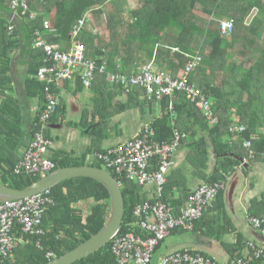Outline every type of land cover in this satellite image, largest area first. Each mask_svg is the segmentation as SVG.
Wrapping results in <instances>:
<instances>
[{
  "label": "trees",
  "instance_id": "1",
  "mask_svg": "<svg viewBox=\"0 0 264 264\" xmlns=\"http://www.w3.org/2000/svg\"><path fill=\"white\" fill-rule=\"evenodd\" d=\"M11 1L14 15L23 19L19 20L20 26L28 29L25 37L28 44L38 32L46 43H62L68 40L73 24L83 19L77 40L85 45L87 56L106 60L108 71L131 74L141 66L149 65L154 70L177 77L186 55L199 53L201 62L188 81L208 100L217 117L216 123L209 122L205 111L196 107L182 90H175L172 95L159 100L147 101L144 90L133 87L126 93V107L141 105V101L159 102L162 113L149 122L155 130V139L167 141L174 129L184 133L178 148H186V159L194 173H202L205 168L209 142L216 155L211 172L216 175L210 182L220 181L237 167L242 168L244 158H249V162L264 163V133L258 127L264 128V0H140V6L129 12L131 20L122 17L128 0H28L25 9L21 4L18 8L12 7ZM52 8L55 13L51 31L44 27L43 19ZM253 11L254 14L251 13ZM221 20L232 21L230 34L220 33ZM40 54L43 56L42 52ZM108 86L104 76L99 75V90L105 91ZM169 102L172 109L168 107ZM102 104L100 102L97 108ZM96 118L98 122H95ZM105 118L93 111L92 120L81 123L82 128L90 127L93 143L107 136L108 127L102 126ZM236 123L244 125L245 131H229V127ZM255 134L257 136L253 137ZM244 140H251L252 148H245ZM104 150L90 151L89 148L78 158L59 151L52 155L51 160L55 169L70 165L100 167L101 161L97 156L94 157L96 161H87L84 157L92 152L104 153ZM16 162L8 160V157L0 158V183L23 188L41 177L37 173L14 174L12 170ZM169 173H181V170L173 169ZM114 177L120 180L117 175ZM123 181L124 215L120 231L133 219L137 204L149 199L141 186ZM172 185L169 176L162 200L178 213L189 195L185 193L174 199L173 188L177 185ZM48 195L54 203L46 208L43 216L45 235L40 237L41 247L37 245L38 237L21 234L23 241L7 257L0 258V264H44L51 259L46 257L47 251H53L52 258L61 256L104 226L110 197L101 182L89 177L71 178L51 187ZM82 200L85 203L93 201L86 214L84 208L77 206V202ZM244 246L246 253L242 251ZM234 247V256H246L252 264H264V258L253 257L247 242L238 239ZM73 264H116L111 241Z\"/></svg>",
  "mask_w": 264,
  "mask_h": 264
},
{
  "label": "built area",
  "instance_id": "2",
  "mask_svg": "<svg viewBox=\"0 0 264 264\" xmlns=\"http://www.w3.org/2000/svg\"><path fill=\"white\" fill-rule=\"evenodd\" d=\"M28 0H12V7L18 8L21 4L24 9ZM43 25L48 30H53L50 22L43 19ZM84 20L78 19L72 26L70 37L75 38L83 27ZM233 23L231 20H223L220 24L222 35L230 34ZM11 28V27H10ZM33 47H41L43 62L37 71V76L45 80L44 107L36 115L33 125L35 131L23 156L14 165V174H40L44 175L54 168L53 161L47 156L51 146V139L46 136L47 121L56 111L58 100L51 91L50 85H59L64 80H70L79 76L82 85L90 88L97 72L106 71V62H99L87 57L85 47L77 41H73L67 50L58 44L46 43L37 33L32 42ZM186 61L180 68L177 77L154 70L149 65L141 66L136 72L129 75L121 72H107L106 79L112 85H120L125 91L133 87L144 90L146 100H159L163 96H170L175 90L185 91L188 99L196 107L203 109L209 122L216 123L217 117L210 109L208 100L190 84V74L201 62L199 53L186 55ZM169 109L172 104L169 102ZM229 131L243 132L245 126L239 123L229 127ZM155 130L149 123H145L140 130L123 143L107 147L104 153H95L102 166L112 175H117L116 180L121 186L123 180L136 183L142 188L150 189V198L137 204L133 210V219L125 224V228L119 229L110 239L111 251L116 264H151L156 247L165 240L175 228L183 230L193 229L195 222L201 217L208 201L214 197L218 185L201 184L194 189L188 197L185 205L178 213L162 200L167 174L170 171L172 157L177 151L181 139L185 136L174 129L167 141L155 139ZM243 146L252 148L251 140H244ZM249 158H244L242 164ZM48 190L32 194L25 198L0 202V258L7 257L13 248L23 241L21 234L38 237L37 245L41 247L40 237L45 235L43 228V216L46 208L53 204V199L48 195ZM83 201L77 202V206L83 208ZM84 217V216H83ZM248 222L257 229L263 238V243L247 242V248L251 249L254 258H264V212L260 215H247ZM53 251H47L46 257L52 258ZM236 264H252L248 257H236ZM157 264H219L218 261L200 251L183 248L163 255Z\"/></svg>",
  "mask_w": 264,
  "mask_h": 264
},
{
  "label": "crops",
  "instance_id": "3",
  "mask_svg": "<svg viewBox=\"0 0 264 264\" xmlns=\"http://www.w3.org/2000/svg\"><path fill=\"white\" fill-rule=\"evenodd\" d=\"M54 13L55 9L52 8L49 15L44 14L51 25ZM19 20L23 21L14 15L10 0H0V158L8 157V160L15 162L21 159L33 137V121L44 105L46 85L45 80L37 76L39 67L44 64L40 54L43 51L26 42L28 29L21 27ZM57 44L63 49L71 47L69 38ZM99 75L102 74H95L90 88L80 83L78 75L59 85H50L51 91L59 99V106L57 113L52 116L54 118L45 128V134L52 143L47 151L49 158L59 151L71 153V157L78 158L87 153L89 148L90 151L103 150L119 145L162 113L159 102L141 101V105L126 107L128 91L121 89L120 85L110 83L109 89L99 90ZM100 102L103 104L97 108ZM93 111L106 117L104 125L108 127L107 136L94 143L89 134L90 127L81 126L83 120H92L90 118ZM207 143L209 157L202 173L192 171L186 159L187 150L180 147L174 154L171 170L180 168L181 173H168L167 178L171 176L172 187L177 185V188H173L174 199H179L185 193L188 196L201 184L214 186L216 183L217 192L208 201L193 229H175L159 244L154 251L152 264H156L164 254L183 248L213 256L219 264H236L237 256L232 252L235 253L234 245L238 239L242 242L263 243L260 233L248 222L247 215H259L263 212L264 163L248 161L242 164V168L237 167L220 181L210 182L216 175L211 173L216 155L213 154L211 144ZM94 154L95 152L86 155L85 160L96 161ZM141 190L147 195L146 198H150L149 188ZM242 251L247 252L245 246Z\"/></svg>",
  "mask_w": 264,
  "mask_h": 264
},
{
  "label": "water",
  "instance_id": "4",
  "mask_svg": "<svg viewBox=\"0 0 264 264\" xmlns=\"http://www.w3.org/2000/svg\"><path fill=\"white\" fill-rule=\"evenodd\" d=\"M89 177L101 182L110 197L109 214L104 226L70 251L54 257L44 264H73L94 253L107 242L119 229L124 215V198L121 187L107 170L93 165H70L59 167L42 175L31 184L16 188L0 183V202L28 197L32 194L48 190L56 184L71 178Z\"/></svg>",
  "mask_w": 264,
  "mask_h": 264
},
{
  "label": "rangeland",
  "instance_id": "5",
  "mask_svg": "<svg viewBox=\"0 0 264 264\" xmlns=\"http://www.w3.org/2000/svg\"><path fill=\"white\" fill-rule=\"evenodd\" d=\"M128 6L125 8V10H124V12H123V14H122V17H124V19L125 20H131V18H130V15H129V12L131 11V10H133V9H135V8H138L139 6H140V0H128ZM252 14H254V11L253 12H251ZM203 14V13H202ZM204 15V14H203ZM205 16V15H204ZM51 25V24H50ZM52 27V26H51ZM100 33L101 34H103V31L100 29ZM257 54V53H256ZM259 109H261V105L259 106ZM234 116V115H233ZM236 119H238L236 116H234ZM96 120V119H95ZM218 121V120H217ZM98 122V121H97ZM258 125H260V124H258ZM102 126H106V125H102ZM101 126V127H102ZM258 127H260L261 129H262V131H260V132H262V133H264V128L262 127V126H258ZM100 130H102V128H100ZM257 135L255 134V135H253V137H256ZM171 169L172 168H170V171H171ZM180 169V168H179ZM181 170V169H180ZM83 201V200H82ZM91 203H93V201L92 200H89L88 201V203H84V210L83 209H81V210H83L84 211V214H86L87 212V210H89L90 209V206L92 205ZM84 214H83V216H84ZM84 220V219H83Z\"/></svg>",
  "mask_w": 264,
  "mask_h": 264
},
{
  "label": "clouds",
  "instance_id": "6",
  "mask_svg": "<svg viewBox=\"0 0 264 264\" xmlns=\"http://www.w3.org/2000/svg\"><path fill=\"white\" fill-rule=\"evenodd\" d=\"M44 19H46V18H44ZM49 21V20H48ZM221 21H223V20H221ZM220 24H221V22H220ZM52 26V25H51ZM52 28H53V26H52ZM219 29H220V26H219ZM71 32V31H70ZM70 34L71 33H69V39H70V42H71V44H72V42L73 41H77V42H80L81 44H83L81 41H79V40H77V37H78V35L75 37V38H72V37H70ZM32 42H34V39H33V41ZM55 44H57V43H55ZM59 45V47L60 48H62L61 47V45L60 44H58ZM84 45V44H83ZM84 47H85V45H84ZM39 48H41V47H39ZM63 49V48H62ZM65 50H67V49H65ZM85 54H86V48H85ZM86 56H87V54H86ZM87 57H89V56H87ZM91 58V57H90ZM94 59V58H93ZM95 60H97L98 62H99V64L100 63H102L103 61H105L106 62V60H103V61H99L98 59H95ZM106 68H107V62H106ZM137 71V70H136ZM135 71V72H136ZM107 72H112V71H108L107 69H106V71L104 72V73H100V72H97L98 74H102L104 77H105V80L107 81V83H109L108 82V80L106 79V73ZM114 72H116V71H114ZM127 75H129V74H127ZM81 82V81H80ZM61 84V83H60ZM82 84V83H81ZM53 86H56V85H53ZM54 94H55V92H53ZM55 96H56V94H55ZM56 98H57V100H58V106H59V99H58V97L56 96ZM44 103H45V99H44ZM58 106H57V109H58ZM43 107H44V105H43ZM42 107V108H43ZM41 108V109H42ZM40 109V110H41ZM57 109H56V111L52 114V116L55 114V113H57ZM52 116L49 118V120L47 121V124H48V122L51 120V118H52ZM34 120H36V116H35V119ZM34 122V121H33ZM46 127H47V125H46ZM47 136V135H46ZM49 137V136H48ZM50 138V137H49ZM52 144V143H51ZM94 158V157H93ZM51 159V158H50ZM100 167H102L103 169H105L103 166H102V163H101V166ZM55 168H53L52 170H54ZM51 170V171H52ZM106 170V169H105ZM51 171H49V172H51ZM48 172V173H49ZM111 174V173H110ZM112 175V174H111ZM42 176V175H41ZM113 177H114V175H113ZM115 179H116V177H114ZM117 181V180H116ZM118 183V182H117ZM120 186V185H119ZM121 187V186H120ZM52 259V258H51Z\"/></svg>",
  "mask_w": 264,
  "mask_h": 264
}]
</instances>
